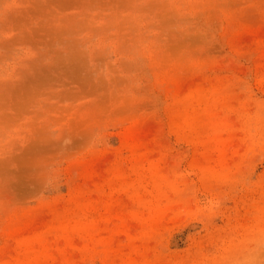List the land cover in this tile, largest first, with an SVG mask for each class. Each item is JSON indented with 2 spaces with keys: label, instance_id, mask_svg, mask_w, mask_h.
<instances>
[{
  "label": "rangeland",
  "instance_id": "374dc122",
  "mask_svg": "<svg viewBox=\"0 0 264 264\" xmlns=\"http://www.w3.org/2000/svg\"><path fill=\"white\" fill-rule=\"evenodd\" d=\"M264 225V0H0V264H219Z\"/></svg>",
  "mask_w": 264,
  "mask_h": 264
},
{
  "label": "clouds",
  "instance_id": "9594fccd",
  "mask_svg": "<svg viewBox=\"0 0 264 264\" xmlns=\"http://www.w3.org/2000/svg\"><path fill=\"white\" fill-rule=\"evenodd\" d=\"M227 251L234 254V258L224 259L219 264H264V225L235 240Z\"/></svg>",
  "mask_w": 264,
  "mask_h": 264
}]
</instances>
